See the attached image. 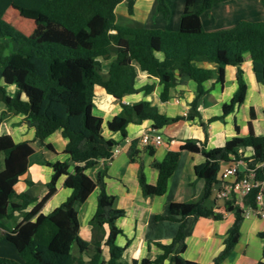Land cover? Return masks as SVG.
Returning a JSON list of instances; mask_svg holds the SVG:
<instances>
[{"label": "trees", "instance_id": "obj_1", "mask_svg": "<svg viewBox=\"0 0 264 264\" xmlns=\"http://www.w3.org/2000/svg\"><path fill=\"white\" fill-rule=\"evenodd\" d=\"M119 1L0 0V39L9 41H0V101L6 106L0 112V121L9 113L22 114L23 121L34 128L35 139L42 142L59 129L66 139L65 150L69 155L66 160L51 162L30 141L16 142L10 134L0 135V155L4 163V168L0 169V225L3 219L14 220L15 212L22 214L20 221L3 232L15 246L20 260L0 256V264H101V243H90L79 235L78 210L94 190L97 202L90 222L96 223L99 216H103L107 224L104 245L108 249V259L105 264H123L122 253L129 239L123 245L115 241L122 233L116 219L124 210L112 205L113 197L105 189L106 165L97 171L95 178L86 173V169L98 160H109L116 144L114 139L103 136V119L93 113L96 84L116 98L139 89L149 91L151 85L135 86L138 71H143L162 83L160 99L164 101L171 87L192 79L196 82V90L187 114L167 116L148 100L131 106L121 103L123 113L108 120L107 127L125 136L126 125L131 121L150 119L152 128L158 129L180 119L199 117L206 138L207 122L201 120L197 109L200 97L207 90L205 80L215 76V80L222 81L223 65L236 66V89L223 103L220 116L233 111L245 99L247 84L241 68L245 53L249 54L255 80L264 83L263 20L241 19L230 27L207 31L203 28L201 13L223 0H184L179 27L169 30L148 27L133 19L117 22L115 6ZM125 1L128 12L132 13L135 0ZM260 1L264 5V0ZM9 7L32 21L29 33H23L5 19ZM157 9L164 18H169L170 9L165 0H157ZM11 44H16L17 48L13 49ZM197 56H205L215 67L195 65ZM103 60L109 61L106 76L101 73ZM7 85L14 86L10 95L6 92ZM254 118L251 109L249 126ZM136 143L137 139H132L127 150L131 160L139 153ZM240 147L250 148L251 153L241 155ZM182 150L200 152L205 158L194 166L195 175L203 179L202 193L195 199L172 201L167 214H156V219L177 220V231L169 243H156L162 251L153 259H132L131 264L162 263L167 257L171 264H201L182 255L186 248V227L193 218L218 220L223 217V212L206 204L218 180L221 162L231 161L232 157H243L249 166L262 162L256 168V175L264 178V134H236L213 148H206L205 139H185L179 149L167 151L161 161L155 162L158 175L154 184H146L140 163L138 181L144 194L165 192ZM32 163L49 165L53 172L45 183L46 193L26 210L35 198L27 192L17 193L14 184ZM62 175H65L64 185L71 192L45 214L41 207L55 192L57 179ZM245 202L254 206L253 194ZM223 207L225 211H233L234 219L226 231L224 246L214 256L212 264H219L234 249L243 221L240 205L226 200ZM257 234L264 240V230ZM74 244L79 253L88 247L93 253L88 259L74 258ZM262 257L259 264H264V248Z\"/></svg>", "mask_w": 264, "mask_h": 264}, {"label": "crops", "instance_id": "obj_2", "mask_svg": "<svg viewBox=\"0 0 264 264\" xmlns=\"http://www.w3.org/2000/svg\"><path fill=\"white\" fill-rule=\"evenodd\" d=\"M165 2L170 9V16L167 19L158 11L157 0H135L132 13L128 12L126 1L121 0L115 6L117 22L124 23L128 19H133L148 27L178 29L184 0H165ZM9 10L18 12L9 7L6 13ZM241 19L264 21V5L260 0H223L214 3L201 13L202 25L207 31L230 27ZM0 41L9 43L5 38ZM11 46L13 49L17 48L16 44H11ZM3 53L6 54L7 51L4 50ZM157 55L162 57L161 53H157ZM108 63V60L102 61L101 73L104 76H106ZM194 64L208 68L215 67V64L205 56H197L194 59ZM241 68L247 84L245 99L233 111L223 116H220L222 105L230 99L236 89V66L229 63L223 65L222 81L215 80V76L204 81V87L207 90L200 97L197 109L201 120L207 122L206 138L199 117L170 122L157 129L163 135V142L152 148H138L139 153L133 160L127 155L131 140L138 139L143 132L152 129V121L143 119L138 122H128L125 136H122L119 131L109 130L107 121L115 115L123 113L121 103L131 106L135 102L148 100L151 105L157 106L159 112L167 116H183L191 110L190 102L195 96L196 82L187 79L184 83L174 85L169 89L168 98L164 101L160 99L162 83L158 78L149 76L143 71H138L135 86L140 88L144 85H151L152 88L149 91L139 89L116 98L107 93L103 86L98 84L94 86L93 113L103 119L101 127L103 136L114 139L116 144L109 160L106 162L98 160L93 166L86 169V173L91 178H95L97 171L106 165L105 189L113 197L112 205L124 210V214L116 219V225L121 228L122 233L116 237L115 241L117 244L123 245L126 239H129V243L122 253L123 264H131L132 259L147 258L151 260L161 253L162 250L156 243H169L177 231L179 222L171 219H156L155 215L167 214L168 205L172 201L195 199L202 193L203 179L197 177L194 172V166L205 159L200 152L181 151L177 166L168 178L166 190L161 195L142 192L138 181L140 163L146 184H154L158 175L155 162L161 161L167 151L179 149L185 139L200 141L205 139L206 148H213L223 145L227 139L236 134L240 136H246L249 133L264 134V83L255 80L248 53L243 55ZM5 88L9 95L12 94L13 85H7ZM5 107V104L0 101V112ZM251 109L254 110L255 118L251 120L249 126ZM1 134H10L16 142L30 141L31 145L35 149L41 150L45 158L51 162L66 160L69 157L65 150L66 139L59 129L48 135L43 142L39 141L35 139L34 128L23 121L22 114H7L0 121ZM238 152L246 156L251 153V149L240 147ZM72 167L73 163H71L70 169ZM3 168V158L0 155V169ZM52 172L53 169L49 165L32 163L19 176L14 184L15 191L17 193L27 192L35 198L28 204L26 210L32 208L46 193L45 183L50 179ZM64 179L65 175L57 179L56 190L44 202L41 212L49 213L70 194L71 189L64 185ZM27 180H30L31 183L28 184ZM214 188L211 203L208 206H212L215 211L223 212V217L218 220L211 217L193 218L189 220L186 227V248L182 255L201 264H212L214 256L224 246L223 240L226 231L234 219L233 211H225L223 202L215 199L217 185ZM96 202L97 191L94 190L80 206L78 210L79 235L90 243L95 241L101 243L100 263L105 264L108 259V249L104 245L108 231L107 224L103 216H99L96 223L90 222L96 209ZM244 206L242 203L243 209ZM14 214V220L3 219L1 221L0 256L20 260L15 246L3 236L6 228H12L15 223L21 220L22 214L19 212ZM262 230H264V217H258L252 211L247 215L243 214L235 247L219 264H259V261L263 259L264 240L257 233ZM74 249L76 250L75 255ZM92 253L93 250L90 247L81 253L75 244L72 247L74 258L81 256L83 259H88ZM153 264L171 263L167 257L162 263Z\"/></svg>", "mask_w": 264, "mask_h": 264}, {"label": "built area", "instance_id": "obj_3", "mask_svg": "<svg viewBox=\"0 0 264 264\" xmlns=\"http://www.w3.org/2000/svg\"><path fill=\"white\" fill-rule=\"evenodd\" d=\"M163 135L157 129L143 132L137 139L136 147H154L163 142ZM227 162H221L218 171V180L215 199L224 203L231 200L232 203L244 206L243 214L253 212L258 217H264V178H258L255 166H249L243 157L234 158ZM253 194L254 206L246 204L248 197Z\"/></svg>", "mask_w": 264, "mask_h": 264}, {"label": "rangeland", "instance_id": "obj_4", "mask_svg": "<svg viewBox=\"0 0 264 264\" xmlns=\"http://www.w3.org/2000/svg\"><path fill=\"white\" fill-rule=\"evenodd\" d=\"M5 18L8 20V22H10L11 24H13L17 29L21 30L23 33H26V34L29 33L30 30L33 27V23H32L31 20L21 17L18 14V12L14 11V10H9L6 13ZM214 186H216V185H214ZM213 193L214 192L212 191L211 196L207 199V201H206V204L207 205H210L211 198H212ZM75 252H76V250L74 251V255L76 254Z\"/></svg>", "mask_w": 264, "mask_h": 264}]
</instances>
